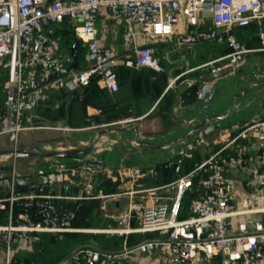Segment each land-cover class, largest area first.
<instances>
[{"label": "built area", "instance_id": "built-area-1", "mask_svg": "<svg viewBox=\"0 0 264 264\" xmlns=\"http://www.w3.org/2000/svg\"><path fill=\"white\" fill-rule=\"evenodd\" d=\"M104 15L126 24L125 39L131 42L132 55L123 57L113 46L97 38L96 22ZM65 19L72 24L74 38L86 44L87 64L83 68L72 65L71 55L57 51L59 42L53 26ZM251 24H264V0H0V78H6L4 98L0 99V121L3 129L10 132L13 144L9 149L20 147L17 145L19 131L37 127L33 125V113L48 88L78 91L90 78L97 76L101 88L116 92L119 85L113 67L119 59L129 67H146L160 72L163 68L157 57V43L171 39L175 46L189 48L207 41L225 43L228 53L201 66L209 67L211 73L224 69L231 71L246 54L255 50L245 46L234 33ZM223 60L227 61L217 64ZM178 78L170 79L167 87L173 86ZM82 97V92L78 93V98ZM63 129L79 130L68 126ZM251 135L256 139L257 154L248 160L262 164L264 120H251L224 147ZM193 148L207 154L193 169L180 174L181 164L188 154L180 155L162 164L177 175L170 183L124 187L118 194L95 192L94 174L99 171L86 162L45 158L47 166H40L35 158L8 156L13 162L11 168L0 162V207L7 208V217L0 223V250L4 251L5 264H9L12 246L21 240L34 242L43 232L74 230L75 210L64 202L84 196L53 193L55 185L66 184L76 188L82 186L83 195L93 189L95 194L90 198L115 195L127 198L122 213L115 219L116 225L104 229L106 233L123 238V249L113 253L95 245L80 246L71 256L74 264H125L122 261L124 255L148 251L159 245L189 263L201 256L219 257L221 264L263 262L264 227L259 223L249 228L241 223L237 231H231L230 219L235 215L264 211V207H255L257 198L264 196V171L252 167L251 177L256 183L253 193L235 200L234 182L224 171L242 164V147L238 146V154L224 159L220 156L221 150L209 152L208 141L197 134ZM16 159L30 160L26 163V172H19ZM115 172L117 174L109 173V176L117 175L121 182L157 173L155 166L131 170L124 165ZM127 177L130 179L125 180ZM17 178L25 179L27 192L15 191ZM195 184L197 193L188 204V215L179 218L181 197ZM170 186L173 192L168 193ZM44 187L46 193L42 192ZM17 206L22 209L18 215L14 213ZM13 213L17 219L13 220ZM146 232L157 233L160 237L138 242L131 249L126 247L129 235ZM150 264L165 262L154 257Z\"/></svg>", "mask_w": 264, "mask_h": 264}, {"label": "crops", "instance_id": "crops-1", "mask_svg": "<svg viewBox=\"0 0 264 264\" xmlns=\"http://www.w3.org/2000/svg\"><path fill=\"white\" fill-rule=\"evenodd\" d=\"M61 23H64L65 26H69V28L70 26H72V24L68 20ZM121 23L122 22L117 23L110 16L104 15L99 20H97L96 29L97 38L104 44L113 46L118 52H121L124 57L126 55H132V46L129 40L123 39V43H119L118 41L119 38H117L116 36L117 26H119ZM59 24L54 25V29L61 28L59 27L61 24ZM251 25L255 27L257 26L259 27V29L257 30V34L252 33V35L249 36V39L251 41L256 39V41L258 40L264 45V24ZM238 29L234 31L237 38L239 32ZM207 42H210L212 44L207 45L203 44L206 42H202L193 45L192 48L183 45L175 46L172 43V39L162 40L158 42L157 54L159 56L160 64L163 68L160 72H155L146 67H129L124 65L121 59H119V61H117V63L113 67L114 71L117 74L119 85L118 90L115 93H111L112 95H114L115 102L114 106L112 107L113 111H110L109 113H111V115L113 114V117H110L105 121H98V123H111L110 125H108L112 127L111 129H121L132 126L136 131V136L131 140L135 146V149L124 150L123 147L119 148L116 155L117 158L115 160H111L108 163L107 161H104V159H97L98 154L106 151V148L94 149V146H96L95 144L98 143V140L100 139L98 138L94 142L93 149L88 156L79 158L72 157L73 160L71 161H82L84 163L86 162L87 164H89L88 162H94L95 164H93L92 166L95 169L99 166L98 164L111 168L110 172H107V181L117 184L118 191L121 192L123 190L121 188H137V186L140 184L146 186H157L170 183L171 181L167 182L163 180L164 176L162 175V170L160 169L163 168L162 164L167 160H173L184 154H188L187 156L190 157L192 152L194 151L198 154L200 160L205 158V155L207 154H203V152L194 150L193 148L190 153L183 152L182 154H180L178 152V148L180 145L164 148L165 154L161 156V152H158V150L160 151V149L150 148L147 142L155 144L152 142V139L155 136L163 137L168 130L177 131V134L174 135L171 139L180 136L194 124L196 118H198V116L200 115L198 113V108L192 109V106L198 103L197 94L201 86V82L198 80V78L211 73L209 67H204L201 65L208 61L217 59L220 56L225 55L229 51V48L225 43H219L216 41ZM249 47L255 49L253 51L254 54L252 57L254 58L252 60H255L257 62V65H259L261 62L264 63V46L261 48H257L250 45ZM68 54L70 55V52H68ZM197 59H199V61H197ZM221 63L222 62H219L217 64ZM86 64L87 63H85L82 67L86 66ZM78 66L79 63L77 62V67ZM232 71L233 69L227 72L223 77H229V75H232L230 73ZM176 76H179V78L175 81L174 85L167 87L168 81ZM189 82H192V85H188ZM233 82L236 85L238 84V82H240V80H235ZM251 82L252 81H247L245 86ZM99 88L101 87L99 86ZM251 92L252 90L250 91V93ZM227 104L228 103H226L225 106L221 105L220 107L215 108V111L222 112L224 110L222 108H225ZM260 105L261 104L259 100L257 102H253V104H251L248 108L238 112L234 117H232L230 119V122L226 121L222 125L223 130L220 134H216L214 131H212L209 132L207 136H205L206 140L209 143V152H216L218 150H221L220 156L224 159L228 158L229 156L238 154V146L242 147L241 154L244 158L242 164L240 166L232 168L228 167L224 171L225 176L234 182L235 187L233 191V197L235 200H240L241 198L249 196L253 193L256 183L252 180L251 168L257 166L260 168V170L264 171V163L256 164V162L248 160V157L254 158L257 154L256 139L252 135L247 139H238L235 142L230 143L226 147L224 146L228 143V140L243 127L240 126L241 122H245L248 120H264V107ZM119 108H124L125 113L120 114ZM98 110H100L101 112L98 113ZM86 113H91L94 117L96 116L98 118L104 117V112L101 108L91 105H88ZM71 128L77 129L79 127L72 126ZM102 129L103 130H99L94 133L92 132V130H90V133L92 134L89 139L83 137L82 135L79 136L78 133L80 132H76L77 134H75V136L73 137L76 140V143L71 145V147L85 144L87 140L89 141L97 134L104 132L109 128H106L105 126V128ZM194 137L192 138V141L194 140ZM114 142H116V140L112 139L111 143ZM43 159L45 158L39 160ZM122 165L130 168H145V165L155 166L158 174L151 180L145 177L131 178L132 182H121L116 178L115 175L109 176V173L115 174L114 169L116 167L119 168ZM127 179L129 180L130 178H125V180ZM94 187L96 189V192L98 190H103V180H96ZM168 190L169 192H172V186H170ZM78 192L79 190L76 187H71L67 184L65 186H60V194L65 193L74 195ZM64 203L69 206L67 201H65ZM255 207H264V201H261L257 198ZM182 214V218L188 215V205L182 211ZM106 216L113 217L110 213L108 215L106 214ZM230 221L231 231H237L238 226L241 223H245L249 228L254 224L259 223L264 227V211L235 215L230 219ZM115 225L116 221L112 218H100L95 220L90 225H73L74 230L69 232H43L40 234V238L38 241L31 242L21 240L11 248L9 256V261L11 260L10 264H47L50 261L54 260V258L58 256V254H60L63 250V247L58 250V247H54V245L52 246V244H54L55 242L54 239L57 241L68 240L71 243L69 247L70 249L67 253L68 255L70 251L76 248V246L80 247L97 243L99 235L110 236L111 234L104 232V229L112 228ZM154 235L155 237L153 238H143L141 239V241L148 239H159L160 236L157 233H155ZM72 238H74V240ZM123 246L124 240L122 238V247L119 250H121ZM43 254H45V256H43ZM40 255H42V257ZM67 255H65L64 257H66ZM154 257H159L165 262V264H221L219 257L209 259L204 256L199 257L191 263H182L163 245H159L148 251H134L128 253L122 257V261L125 264H150L151 259ZM62 264L74 263L70 258ZM258 264H264V261L259 262Z\"/></svg>", "mask_w": 264, "mask_h": 264}, {"label": "rangeland", "instance_id": "rangeland-1", "mask_svg": "<svg viewBox=\"0 0 264 264\" xmlns=\"http://www.w3.org/2000/svg\"><path fill=\"white\" fill-rule=\"evenodd\" d=\"M66 21H67V19L64 20V22H66ZM60 24H59L60 25L59 27L65 26L64 23H60ZM258 29H259V27H257V26L255 27V26L251 25L248 27L238 29V31L243 33L242 35L247 34V36H249V35L251 36L252 33L257 34ZM116 34H117L116 35L117 38H119V40H118L119 43H123L124 42L123 39H125V36H126V24L125 23L122 22L119 26H117V33ZM65 36L66 35L61 34V33L57 34L58 42H59V47H58L57 51L62 55H66L69 52V50H68L69 41H67L65 39ZM239 38H241L240 34H239ZM241 39H242V43L245 46L249 47L250 42L247 43L244 41L243 38H241ZM142 40L143 39L141 38V41ZM203 44L210 45L212 43L206 42ZM196 46H198V45H196ZM196 46H195V49H196ZM84 51L85 52H83L82 55L78 56V63H79L78 68H82V66L86 63V48L85 47H84ZM253 54H254L253 52L248 53L244 57V59L238 64V66L234 67L233 68L234 70L232 72H230L232 75H229V77L227 76L226 78H223L222 80H220V85H228V84L229 85H235L233 81L240 80V82H238L239 87L237 84L238 89H236V90H239L240 88H243L245 86L247 81L250 82V81L254 80L255 75H253V72L256 74V78L263 79L264 74L261 75L259 73L262 71L264 72V63L261 62L259 65H257V62L255 60L254 61L252 60L254 58V57H252ZM157 57L159 58L158 54H157ZM197 61H199V59H197ZM226 61L227 60H223L222 63L226 62ZM5 80H6V78L4 76L0 78V99L4 98L3 96H4V85L6 82ZM254 91H256V90H252V92H254ZM223 95L226 96L224 91H222V93H221V96H223ZM63 97L65 99H63ZM63 100L68 102L67 94L64 93V91H62V90L56 89L54 87H50L47 90H45L44 97L41 100L42 103L40 102L37 105V107L42 105L43 107L46 106L51 111L61 110L60 107L63 104ZM258 100L261 104L260 106L264 107V93H262L260 95ZM1 104H2V102H1ZM37 107L33 113V125L37 126V127L35 129L19 131L17 133V145H20V146L33 145V146H40V147H43L46 149H65V148L71 147V145L76 143V140L73 137L78 132H80V133H78L79 136L82 135L83 137H86L89 139L91 134H92V133H90V130H92V132L94 133L96 131L103 130L102 128H105V127H96V128L91 127L92 125L99 124V123H98V121H96V119L94 118V116L91 113H88V114L86 113V122H85V124H83V126H78L79 130L67 131V130H64L63 128L66 126L72 127V125H69L65 120H59V121H56L53 123L49 122L47 119L42 118L39 115V113L37 112ZM87 109H88V106H86V110ZM56 113L58 114L59 112H56ZM106 128H109V129L104 131V132L99 133L100 139L98 140V143L95 144L96 146H94V149H97V148H104L105 149L106 148L105 152L98 154V156H97L98 160L104 159V161H107L109 163L111 160H115L117 158L116 155H117L119 148L123 147L124 150H134L135 149V146L131 140L136 136V131L134 130V128L132 126H129L126 128H121V129H111L112 128L111 126H106ZM176 134H177L176 130H168L163 137L162 136H155L152 139V142L155 144H161L164 141L171 139ZM112 139H115L116 142L111 143ZM87 142H88V140L85 142V144H87ZM157 142H159V143H157ZM12 144H13V142L10 139V132H7L3 129V124L0 121V149H9ZM85 144H82V145H85ZM82 145H79V146H82ZM194 150H196V149H194ZM158 152H161V154L159 153L161 156H163L165 154L164 149H160V151L158 150ZM205 156H207V155H205ZM0 159H1L0 160L1 163H4L5 166H7L8 168H11L13 162L10 159V157L4 155V156H0ZM55 160H59L62 162L63 161L64 162H70L73 159L61 157V158H55ZM29 161H30L29 159L27 161L23 160V159H16L15 160V166L19 169V172H21V173L26 172V166H27L26 163ZM38 161H39L38 164L40 166H47V160H45V159L39 160L38 159ZM48 161H54V160L48 159ZM88 163H89V166L90 165L92 166L93 164H95L94 162L93 163L88 162ZM98 165L99 166L97 167V169H98L99 173L98 174L95 173L94 178L97 181L103 180V190H102L103 194H108V193L118 194L120 191H118L117 184L111 183L110 181H107V178H106L107 172L110 171L111 168L103 166L101 164H98ZM149 166L150 165H145V168H148ZM116 168L114 170H116ZM127 168H130V167H127ZM132 169H134V168H131V170ZM165 169H167V168H165ZM3 170L6 171L5 169H3ZM189 170H187V171H189ZM180 171H181V169H180ZM0 172H1V170H0ZM183 172L186 173V171H183ZM85 173H86V171H85ZM157 174L158 173H155L151 176L147 175L145 178H147V179L149 178L151 180ZM115 176L117 179H119V177L117 175H115ZM82 178H83V176H82ZM82 188L83 187L79 185V187L77 189L79 190V192H78L79 195L84 196L83 198L68 199L67 200L68 204H70V203L72 204V203L77 202V206H76V208H74V210H76L75 211L76 219H78L82 225H85V226L90 225L95 220L100 219V218H109V219L112 218L115 220V217H117L119 214L122 213V210L125 207V200L127 201L126 196L115 195L113 197L90 198L91 195L94 196L93 194H95L96 189L94 188L95 192L93 191V189H89L88 195H83ZM125 189H126V187H125ZM196 189H197V185L195 184L194 186L191 187V189L187 190V192H190L191 195H193V197H194L197 193ZM167 192L170 193L169 190ZM172 192H173V190H172ZM53 193L54 194L60 193V185H55V187L53 188ZM180 209H181V202H180ZM21 210H22L21 207L17 206L14 209V213L18 215V213ZM14 213L12 216L13 220L17 219V215H14ZM109 213L112 214L113 217L106 216V214L108 215ZM6 217H7L6 206L0 207V223L5 221ZM74 220H75V218H74ZM74 220H73V222H74ZM73 222H72V225H73ZM151 233H153V232H146V233H141V234L137 233V237L139 239V242H141V239H143V238L147 239V238L155 237V235L151 234ZM113 235H114V237L117 236V234H111L110 236H113ZM125 245H126V247L129 248V247L134 246L135 244L131 245V246H128L127 244H125ZM77 248L78 247L76 246V248H74V249H77ZM72 251H70V252H72ZM40 256L42 257V255H40ZM43 256H45V254H43ZM10 261H9V264H10ZM0 264H5V262H4V251L2 249L0 250Z\"/></svg>", "mask_w": 264, "mask_h": 264}, {"label": "water", "instance_id": "water-1", "mask_svg": "<svg viewBox=\"0 0 264 264\" xmlns=\"http://www.w3.org/2000/svg\"><path fill=\"white\" fill-rule=\"evenodd\" d=\"M81 44L85 47V42L79 43L77 40L74 41L70 48V61H73L72 65L77 67V57L74 53V48ZM229 71V69H224L222 71L213 72L206 74L198 78L201 82L200 90L197 94L198 103L192 106V109L198 108L199 116L196 118L194 124L188 128L183 134L177 136L173 139L167 140L161 144H151L147 142L148 146L152 149H164L176 145H180L178 152L182 154L183 152L190 153L193 148L192 138L201 134L202 136H207L209 132L214 131L216 134H220L223 130L222 125L234 117L238 112L248 108L253 102H257L260 95L264 93V78L258 79L255 75L254 80L251 84H247L245 87L240 88L239 90L236 85H220V80H222L224 75ZM259 74H264L260 72ZM188 85H192V82H189ZM251 90H256L251 92ZM222 91L226 96H221ZM227 104V106L222 112L215 111V108L220 107L221 105ZM250 121L241 122L240 126H245ZM100 134H97L94 138H91L87 144L82 146L68 147L65 149H46L40 146L33 145H24L16 149H0V156H10V157H20V158H79L83 156H88L93 149V143L99 138ZM146 144V143H144ZM73 167H77L73 166ZM15 191L16 192H27L28 184L23 178H17L15 180ZM2 189V187H0ZM75 189V188H74ZM43 193L47 192V188L44 187L42 190ZM259 200L264 201V196L258 197ZM129 247V249L133 248ZM76 251L74 249L66 257L61 259L56 264H62L68 259L71 258L73 253ZM117 253V252H113ZM175 256V255H174ZM176 257V256H175ZM182 263H185L186 260L182 257H177Z\"/></svg>", "mask_w": 264, "mask_h": 264}, {"label": "trees", "instance_id": "trees-1", "mask_svg": "<svg viewBox=\"0 0 264 264\" xmlns=\"http://www.w3.org/2000/svg\"><path fill=\"white\" fill-rule=\"evenodd\" d=\"M58 33L66 35L65 39L67 41H69L68 50L70 52V48H71L72 44L74 43V41L76 40L73 36L72 26H70V28H69V26H63L61 28H56L55 34L57 35ZM239 34H240L241 38L244 39L245 42H247V43L250 42V45H252L253 47L261 48L264 46L258 40L256 41V39L251 41L249 39L250 35L249 36H247V34L242 35L243 33H241V32H238V38H239ZM241 38H239V39L242 41ZM254 38H256V37H254ZM83 52H85V51H84V47L81 46V44L77 45L74 48V53L77 57V60H78V56L82 55ZM80 92H82V94H83L82 98H78V93H80ZM64 93L67 94L69 103L66 102L65 100H63V104L60 107L61 110H56V111H51L46 106L43 107L41 105V106L37 107V112L39 113V115L42 118H45L49 122H52V123L59 121V120H65L69 125H72L75 127L83 126V124H85V122H86V106L91 105L94 107L101 108L102 111L104 112L103 118L94 117L96 119V121H105L106 119L113 117V114L111 115V113H109V112L113 111L112 107L114 106V102H115L114 95H112L111 93L107 92L106 90H104L102 88H99V86L97 84V76H93L92 78H90L89 82L85 86H83L80 90L73 91V92H65L64 91ZM113 93H115V92H113ZM63 99H65V98L63 97ZM56 112H59V113L57 114ZM119 112H120V114H123V113H125V109L119 108ZM200 161H201L200 157L194 151V152H192L190 157H185L183 159V162H182L180 169L182 172L183 171L187 172V170L193 169L195 167V165L197 163H199ZM160 169L162 170V175L164 176L163 177L164 181H167V182L172 181L177 177V175H175L169 169H165V168H160ZM181 171H180V174H183L184 172L182 173ZM192 197H193V195H191V193L187 192V191L182 195L181 200H180L181 209H180V213H179V218L183 217L182 211L187 207V205L190 202V200L192 199ZM69 206L74 209L77 206V202L72 203V204L70 203ZM80 224L81 223L79 222V220L75 218L73 225H80ZM151 234H155V233H151ZM67 235H69V234H67ZM98 238H99L98 242L93 243V245L99 247L103 251H107V252H113L114 251L115 252V251H118L122 247V238L121 237H118V236L114 237V235L113 236L99 235ZM72 239L74 240V238H72ZM54 241L55 242H54V244H52V246L54 245V247H58V250L63 247V250L60 254H58V256H56L54 258V260L50 261L47 264H55L57 261H59L65 255H67V253L70 249L69 247H70L71 243L68 240L67 241H65V240L64 241H57L54 239ZM138 242H139V239L137 237V234H131L127 237L125 244H127L128 246H131V245L137 244Z\"/></svg>", "mask_w": 264, "mask_h": 264}, {"label": "flooded vegetation", "instance_id": "flooded-vegetation-1", "mask_svg": "<svg viewBox=\"0 0 264 264\" xmlns=\"http://www.w3.org/2000/svg\"><path fill=\"white\" fill-rule=\"evenodd\" d=\"M252 83V82H251ZM251 83H249V84H251Z\"/></svg>", "mask_w": 264, "mask_h": 264}]
</instances>
